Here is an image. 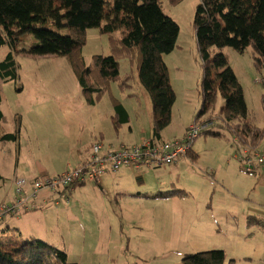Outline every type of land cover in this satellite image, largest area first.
Returning <instances> with one entry per match:
<instances>
[{
    "label": "rangeland",
    "instance_id": "obj_1",
    "mask_svg": "<svg viewBox=\"0 0 264 264\" xmlns=\"http://www.w3.org/2000/svg\"><path fill=\"white\" fill-rule=\"evenodd\" d=\"M198 2L160 4L179 28L174 49L163 57L175 94L166 129L171 135L193 125L201 104L203 61L193 28ZM42 27L57 30L50 21ZM57 31L66 34L65 29ZM108 38L98 28L87 30L82 48L86 64L95 54L110 55ZM22 41L24 50L29 51L34 37L25 34ZM7 51L0 50V61ZM219 52L226 56L242 87L248 120L255 127H264V85L255 70L252 48L243 53L229 47L212 49V53ZM14 57L19 78L0 84L2 111L8 119L5 131H12L13 115L20 118L17 144L0 143V168L6 177L0 180V225L21 228L23 235L17 234L22 238L27 236L25 229H31L37 238L64 251L68 260L77 264H183L185 255L209 250L225 251L224 264H264V168L254 173L245 171L240 159L244 151L252 158L247 149L251 146L225 121L219 130L223 138L200 135L192 142L198 156L196 164L184 156L187 164L182 163L171 174L161 170L173 165L141 166L156 168L142 174L138 186L141 196L126 192L124 183L106 180L108 183L100 184L101 178L98 184L76 186L69 204L52 197L46 206L38 204L30 197L32 186L49 174L76 165L80 159L76 151L87 153V147L99 141L132 145L139 136L149 137L150 101L135 66L121 60V78L132 69L133 79L130 76L126 88L122 82L111 84L113 96L130 116L116 132L108 95L88 105L65 57H32L22 52L14 53ZM222 104L217 95L215 109L205 117L217 114ZM263 148L264 139L256 151L260 153ZM39 164L45 166L46 174L36 175ZM14 177L23 180L24 188L13 186ZM46 188L35 194L36 199L47 192ZM177 190L186 195L142 198ZM11 209L16 212H9ZM248 216L263 220V224H247Z\"/></svg>",
    "mask_w": 264,
    "mask_h": 264
},
{
    "label": "trees",
    "instance_id": "obj_2",
    "mask_svg": "<svg viewBox=\"0 0 264 264\" xmlns=\"http://www.w3.org/2000/svg\"><path fill=\"white\" fill-rule=\"evenodd\" d=\"M163 1L176 5L182 0H0V50H8L0 61V84L19 78L14 53L22 52L32 57H65L88 105H94L103 95H108L113 109L110 119L117 132L128 123L129 114L113 96L111 84L122 82V88H126L130 76L133 79V70L129 68V73L125 71L121 78L120 61L127 59L129 67L131 64L135 66L138 81L150 101L149 137L154 141H163L161 133L170 124L171 108L175 102L163 57L174 49L179 34L178 25L160 8ZM49 21L57 30L65 29L66 34L42 27ZM89 28H98L101 34L109 37L110 55L95 54L86 64L82 48L86 44ZM193 28L203 61L201 104L194 123L207 125L201 135L221 139L224 136L219 130H223L225 121L231 129L238 131L234 134L244 137L245 143L251 146L244 148L254 156L255 152L259 153L256 150L264 139V127H255L250 123L238 79L226 56L220 52L212 53V49L229 47L243 53L251 47L255 70L262 78L264 0H199ZM25 34L34 37L29 51L24 50L22 36ZM19 48L23 50L19 51ZM260 83L264 85V81ZM217 95L223 104L217 114L206 118L215 109ZM2 107L0 91V143L17 144L20 118L13 115L10 118L12 131H5L8 119ZM260 154L264 156V148ZM185 156L194 163L198 160L192 149ZM245 159H249V155ZM4 178L0 168V180ZM182 195L186 193L177 190L159 192L151 197L164 199ZM246 221L247 224L255 221L263 224V220L252 217ZM17 233L20 234L17 229L0 225V264H77L69 261L64 251L36 236L22 238ZM226 258L223 250H209L187 254L182 263L224 264Z\"/></svg>",
    "mask_w": 264,
    "mask_h": 264
},
{
    "label": "built area",
    "instance_id": "obj_3",
    "mask_svg": "<svg viewBox=\"0 0 264 264\" xmlns=\"http://www.w3.org/2000/svg\"><path fill=\"white\" fill-rule=\"evenodd\" d=\"M261 81H264V76L260 78L259 82ZM206 128L207 125L193 123L181 139L154 141L150 137H140L136 143L128 147L113 148L110 144L96 142L91 146L86 160L79 166L39 179L40 182L32 186L33 194L30 197L36 199L35 194L37 193L38 196L43 191L40 189L47 187L45 190L51 194L54 200L57 202L61 200L64 204H69L70 194L76 186L85 183L98 184L101 177L106 173H115L120 168L137 169L141 166L150 168L173 165L190 152L192 142ZM245 156L247 155L244 151L240 160L247 173H252L259 167L264 168V156L262 154L255 152L254 156L249 157V159H245ZM21 182L23 180H16V186L18 185L20 189L25 186ZM20 202L21 199L17 201V204ZM9 212L15 213L16 210L11 209Z\"/></svg>",
    "mask_w": 264,
    "mask_h": 264
},
{
    "label": "crops",
    "instance_id": "obj_4",
    "mask_svg": "<svg viewBox=\"0 0 264 264\" xmlns=\"http://www.w3.org/2000/svg\"><path fill=\"white\" fill-rule=\"evenodd\" d=\"M126 109V108H125ZM113 110V109H112ZM129 119H130V116H129ZM189 127V126H188ZM187 127V128H188ZM186 128V129H187ZM166 129L167 128H165L163 131H162V133H161V140H163V141H172V140H176V139H181L183 136H184V134H185V132H186V129H184L183 131H181L180 133H178V134H167L166 133ZM129 131H131V128H129ZM182 134V135H181ZM180 136V137H178V136ZM140 137H145V136H139L138 137V139L140 138ZM100 139H102L101 137H100ZM138 139L136 140V141H134L133 142V144L134 143H136L137 141H138ZM91 145V144H90ZM89 145V146H90ZM122 145H131L130 143L128 144V143H120L118 146H114V145H112L111 144V146L113 147V148H119L120 146H122ZM88 146V147H89ZM87 147V148H88ZM77 152V154L79 155V157H80V159L77 161V164L76 165H68V167H65L64 168V170L63 171H65V170H67L68 168L70 169V168H74V167H77L78 165H80L82 162H84V160L87 158V155H88V149H87V153L85 152V151H83L82 153H81V151H76ZM192 153H194L195 155H196V152H194L193 150H192ZM185 158H188V157H186L185 156ZM185 158H181V160L178 162V163H176V164H173V166H171V167H167V168H165V169H162L161 171H164V172H167L168 174L170 173H172L173 172V170L174 169H178V167H179V165H181L182 163L184 164V163H186L187 164V162H186V160H184ZM189 159V158H188ZM190 160V159H189ZM191 161V160H190ZM196 164V163H195ZM189 165V164H188ZM196 166V165H195ZM157 168V167H156ZM156 168H153V169H156ZM36 169V168H35ZM35 169L33 170L34 171V173H35ZM152 168L151 169H149V170H146V169H144V168H142V167H140V168H137V169H135V168H121V170L119 169L116 173H106V174H104L103 175V177H102V179H101V182H100V184L102 183V181L103 182H106V180H109L110 181V183H118V184H120V183H124L127 187H126V192H129L130 194H133L134 196L136 195V194H140V191H138V186H139V184H140V182H141V176H142V174L143 173H147V172H150V171H153V172H155L156 170H153ZM47 171V169L45 168V166L44 165H38V168H37V170H36V175H43V174H46V171ZM160 170V169H159ZM63 171H61V172H63ZM60 172V173H61ZM57 173V172H56ZM52 175H55V173L54 174H49V176H52ZM178 179H179V177H178ZM106 183H108V182H106ZM74 191V190H73ZM72 191V192H73ZM126 192H124V191H121V193H126ZM159 192H161V191H158V192H156V193H154V194H150V195H148V194H146L147 195V197H142V198H150L151 196H154V195H156V194H158ZM142 194V193H141ZM131 198H133V197H131ZM49 199H51V194L50 193H48V192H45L44 194L42 193L39 197H37V199H35L36 201H37V203L38 204H41V205H43L42 207H44V206H46V204L49 202L48 200ZM151 199V198H150ZM48 201V202H47ZM70 203V202H69ZM248 217H252V216H248ZM247 217V218H248ZM247 220V219H246ZM19 221H21L20 219H19ZM17 230L20 232V234L22 233V229L21 228H18L17 227ZM25 233H26V235H33V236H36V237H38L31 229H25ZM225 252V251H224Z\"/></svg>",
    "mask_w": 264,
    "mask_h": 264
},
{
    "label": "bare ground",
    "instance_id": "obj_5",
    "mask_svg": "<svg viewBox=\"0 0 264 264\" xmlns=\"http://www.w3.org/2000/svg\"><path fill=\"white\" fill-rule=\"evenodd\" d=\"M5 169H6V167H5ZM8 171H3V173H7ZM19 179V178H18ZM16 177H14V183H13V186H16Z\"/></svg>",
    "mask_w": 264,
    "mask_h": 264
},
{
    "label": "clouds",
    "instance_id": "obj_6",
    "mask_svg": "<svg viewBox=\"0 0 264 264\" xmlns=\"http://www.w3.org/2000/svg\"><path fill=\"white\" fill-rule=\"evenodd\" d=\"M100 142H102V141H100ZM90 148H91V147H90ZM191 149H192V147H191ZM89 152H90V149H89ZM89 152H88V154H89ZM87 157H88V155H87ZM85 160H86V159H85ZM85 160H84V161H85ZM82 163H83V162H82ZM102 177H103V176H102ZM102 177H101V178H102Z\"/></svg>",
    "mask_w": 264,
    "mask_h": 264
}]
</instances>
